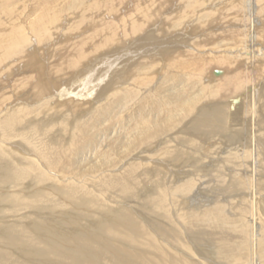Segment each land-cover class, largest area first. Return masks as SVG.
<instances>
[{
	"label": "bare ground",
	"instance_id": "1",
	"mask_svg": "<svg viewBox=\"0 0 264 264\" xmlns=\"http://www.w3.org/2000/svg\"><path fill=\"white\" fill-rule=\"evenodd\" d=\"M0 264H264V0H0Z\"/></svg>",
	"mask_w": 264,
	"mask_h": 264
},
{
	"label": "rangeland",
	"instance_id": "2",
	"mask_svg": "<svg viewBox=\"0 0 264 264\" xmlns=\"http://www.w3.org/2000/svg\"><path fill=\"white\" fill-rule=\"evenodd\" d=\"M78 36L80 37V35H78ZM78 36H77V37H78ZM204 49H205V48H203L202 50H204ZM215 69H218V68H215ZM209 79H210L209 81L211 82V78H210V76H209ZM190 165H191V164H190Z\"/></svg>",
	"mask_w": 264,
	"mask_h": 264
},
{
	"label": "water",
	"instance_id": "3",
	"mask_svg": "<svg viewBox=\"0 0 264 264\" xmlns=\"http://www.w3.org/2000/svg\"><path fill=\"white\" fill-rule=\"evenodd\" d=\"M216 73H218V72H216Z\"/></svg>",
	"mask_w": 264,
	"mask_h": 264
}]
</instances>
